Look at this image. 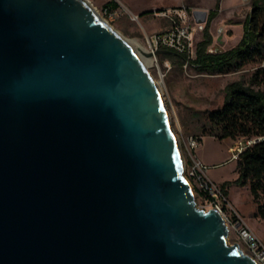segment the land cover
<instances>
[{
	"label": "water",
	"instance_id": "1",
	"mask_svg": "<svg viewBox=\"0 0 264 264\" xmlns=\"http://www.w3.org/2000/svg\"><path fill=\"white\" fill-rule=\"evenodd\" d=\"M228 234L196 206L156 82L92 4L0 0V264H258Z\"/></svg>",
	"mask_w": 264,
	"mask_h": 264
},
{
	"label": "rangeland",
	"instance_id": "2",
	"mask_svg": "<svg viewBox=\"0 0 264 264\" xmlns=\"http://www.w3.org/2000/svg\"><path fill=\"white\" fill-rule=\"evenodd\" d=\"M98 12L100 18L107 21L121 36L135 40L139 50L148 48V38L165 28L164 20L153 16V11L185 5L201 9L209 13L216 11L215 4L208 5L211 0H88ZM115 1L118 7L112 8L110 2ZM240 3L236 8L216 11L209 23V33L213 38L211 46L217 50H230L240 42L244 24L251 12V0H224V6ZM207 21V24H208ZM207 26V25H206ZM225 27L224 34L218 35L217 29ZM206 28V27H205ZM202 34V33H201ZM201 34L199 35L201 37ZM198 36V38H199ZM196 39V42L198 40ZM197 45V44H196ZM197 48L192 54L190 67L186 70L173 60V68L165 73V67L159 59V67L151 59L146 65L147 70L156 82L166 104L172 128L181 145L184 158V174L190 182L199 209L209 210L212 206L199 196L200 182L194 180L187 173V156L184 140L188 136L208 137L207 112L222 106L226 97L228 84L237 83L264 93V60L249 62L242 68L229 73L209 74L201 73L193 65ZM142 55V54H141ZM142 58L145 59L144 55ZM247 139L236 140L209 136L201 145L197 154L209 166L208 177L214 181L223 192V184H227L228 196H221L220 202L224 219L228 224L229 245H238V249L245 255H251L248 244L242 239L239 228L250 229L264 245V218L257 214V205L253 200L249 186L238 185L239 172L237 159H231L229 147ZM224 194V193H223Z\"/></svg>",
	"mask_w": 264,
	"mask_h": 264
},
{
	"label": "trees",
	"instance_id": "3",
	"mask_svg": "<svg viewBox=\"0 0 264 264\" xmlns=\"http://www.w3.org/2000/svg\"><path fill=\"white\" fill-rule=\"evenodd\" d=\"M220 1L216 11L220 8ZM109 6L116 8L118 4L112 1ZM216 11L211 13L203 40L197 46L193 61L197 70L209 74L229 73L249 62L264 60V0H251V12L244 24L243 36L237 46L226 51L210 48L213 38L209 23ZM160 58H176L178 64L182 63V58L172 53H162ZM207 119L209 136L257 140L247 145L237 159V184L249 186L257 205L256 213L264 218V93L237 83L228 84L224 103L209 110ZM226 185H222L225 197L228 196Z\"/></svg>",
	"mask_w": 264,
	"mask_h": 264
},
{
	"label": "built area",
	"instance_id": "4",
	"mask_svg": "<svg viewBox=\"0 0 264 264\" xmlns=\"http://www.w3.org/2000/svg\"><path fill=\"white\" fill-rule=\"evenodd\" d=\"M153 16L157 19H162L167 22V26L162 31L152 35L148 38V48L146 50L153 53L152 60L159 67V59L161 54H156L157 51L163 49L173 52L182 58V67L185 70L190 67V60L195 51L194 31L195 25L203 29V21L206 19L207 12L190 8L185 5H176L171 7L160 8L154 10ZM224 28L218 29L223 32ZM165 73L173 68V60L170 58L161 59ZM204 136H188L184 140V147L187 156V173L194 180L200 182L199 196L204 199L206 203L222 212L220 198L225 195L218 187V185L208 177L209 166L205 164L196 154V149L203 142ZM255 140H247L245 144L239 142L229 147L231 159L239 158L240 153ZM203 209V208H202ZM205 210V209H204ZM239 233L242 239L248 244L251 252V257L256 260L258 264H264V245L258 237L248 228H239Z\"/></svg>",
	"mask_w": 264,
	"mask_h": 264
},
{
	"label": "crops",
	"instance_id": "5",
	"mask_svg": "<svg viewBox=\"0 0 264 264\" xmlns=\"http://www.w3.org/2000/svg\"><path fill=\"white\" fill-rule=\"evenodd\" d=\"M212 1V3L211 2H209V4L208 5H212V4H215V7L217 6V3H218V0H211ZM240 5V3H236V4H233V5H230V6H228V7H225L224 6V0H221L220 1V10L221 11H227V10H230V9H233V8H236L237 6H239ZM173 6V5H172ZM175 6V5H174ZM190 8H193V7H190ZM201 10V9H200ZM219 11V10H218ZM216 15H218V14H216ZM208 17H209V13L207 14V16H206V19L203 21V24H204V28L203 29H200V28H198V26H197V24L195 25V31H194V44H195V48H197V46H198V43L200 42V41H202L203 40V37H204V30H205V27H206V25H207V21H208ZM214 18V17H213ZM212 18V19H213ZM212 21V20H211ZM164 23H165V25L167 26V22L166 21H164ZM166 26H165V28H166ZM221 27H223L224 28V30H223V32H219L218 31V29L219 28H221ZM164 28V29H165ZM218 29H217V31H218V35H222V34H224V31H225V27L224 26H220ZM163 30V29H162ZM161 30V31H162ZM202 33V34H201ZM201 34V37L199 36ZM198 36H199V38H198ZM198 38V40H197V42H196V39ZM213 43V42H212ZM197 44V45H196ZM212 45V44H211ZM216 48V47H214V46H210V48ZM234 48V47H233ZM221 51H223V50H221ZM224 51H226V50H224ZM209 137V136H208ZM208 137H204V139H203V142L200 144V146L201 145H203V143L205 142V140L208 138ZM199 146V147H200ZM198 147V148H199ZM198 148L196 149V154H197V150H198ZM197 156L199 157V155L197 154ZM200 158V157H199ZM201 159V158H200ZM202 160V159H201ZM203 161V160H202ZM204 162V161H203Z\"/></svg>",
	"mask_w": 264,
	"mask_h": 264
},
{
	"label": "bare ground",
	"instance_id": "6",
	"mask_svg": "<svg viewBox=\"0 0 264 264\" xmlns=\"http://www.w3.org/2000/svg\"><path fill=\"white\" fill-rule=\"evenodd\" d=\"M96 11V9H95ZM96 14L98 15L99 19L104 22L105 24H107L109 27H111V25L107 22V21H104L100 18L98 12L96 11ZM112 28V27H111ZM113 29V28H112ZM114 30V29H113ZM123 40L124 42L132 49V51L138 56V58L142 61V63L144 64V66L146 67V65L151 61V57H146L144 55V52L145 51H148V50H142L140 51L139 50V47L140 45L135 41V40H129V39H126L124 38L123 36H121L116 30H114ZM144 55L145 59L142 58V55ZM184 157V156H183Z\"/></svg>",
	"mask_w": 264,
	"mask_h": 264
}]
</instances>
